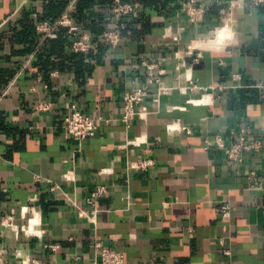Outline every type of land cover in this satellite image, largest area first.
<instances>
[{"label": "crops", "instance_id": "1", "mask_svg": "<svg viewBox=\"0 0 264 264\" xmlns=\"http://www.w3.org/2000/svg\"><path fill=\"white\" fill-rule=\"evenodd\" d=\"M65 1L59 18L66 13L75 33L60 26L56 52L46 39L62 42L58 32L39 34L26 56H13L18 45L1 31L23 6L40 10L43 0H0V220L12 210L15 223H26L20 207L33 206L43 232L15 236L0 227L7 264H20L17 252L45 264H93L95 239L122 251L125 264H264V149L231 163L205 147L244 124L264 141V5L213 0L192 24L183 0H126L138 4L141 20L107 46L100 35L119 18L108 14V2ZM228 15L235 41L222 54L198 46ZM82 34L86 53L72 48ZM143 61L160 75L150 91L164 90L158 105L145 100L144 119L126 126L121 97L145 84ZM71 104L97 126L80 147L62 124ZM136 137L141 142L128 143ZM144 158L152 165L129 167ZM97 186L105 192L95 199L93 224L78 209H90L85 199ZM222 199L232 206L227 219L215 211Z\"/></svg>", "mask_w": 264, "mask_h": 264}, {"label": "built area", "instance_id": "2", "mask_svg": "<svg viewBox=\"0 0 264 264\" xmlns=\"http://www.w3.org/2000/svg\"><path fill=\"white\" fill-rule=\"evenodd\" d=\"M213 0H183L182 10L185 12L187 20L192 24L200 23L206 13L209 3ZM251 7H259L264 5V0H246ZM109 9L112 14L116 17L129 16L135 17L138 12V4L135 2L123 1V0H112L109 4ZM226 22H231L230 15L225 16L223 20ZM225 22V23H226ZM225 23L223 25H225ZM58 26H68L69 31H76L77 27L70 24V18L66 13H64L59 19L55 21L54 24L49 21H43L36 25V31L44 37H54L56 35V28ZM104 43L110 46H116L120 40V30L118 27L114 29L105 30L100 35ZM72 48L74 51H79L86 53L89 48V38L87 35L82 34L76 36V39L72 43ZM192 46H188L189 54L193 51ZM199 56V53L196 55ZM146 69V82L143 86H139L133 90L126 91L122 94V113L120 115V120L125 123L126 126L129 125L130 121L134 118L144 119L145 116L150 112L149 108L145 105V100H149L155 105L159 104V97L163 92L164 88L159 86L154 91H150V83H160V75H155L153 70L155 65L148 64L143 61ZM234 79L237 78L235 75ZM191 88L196 87V84L188 77ZM205 90V88H204ZM203 97L201 98L202 101ZM203 102V101H202ZM49 103H42L38 105V109L46 110ZM64 133L67 139H71L76 142L78 147L82 146L83 142L92 137L97 129L95 119L85 113H83L76 104H71L66 113L64 114L62 120ZM168 129L176 130L178 126L174 123L167 125ZM184 129L189 133V127H184ZM141 142V137H136L131 141L130 144H136ZM206 148L211 147L221 152L223 157L231 163H241L243 161L244 155L249 152L258 153L264 149V141L255 134L252 133L249 126L244 124L240 126L237 130L230 131L229 139H226L222 134L216 135L212 140L207 141ZM152 165V160L149 158L137 159L129 163V167L133 169H146ZM105 169H101L103 172ZM66 176V175H65ZM59 188V186L54 183L50 190ZM105 192L104 186H97L90 194L86 197V204L89 205L90 209H78V215L85 217L90 223H96V207L95 199L100 197ZM232 206L229 200H220L215 211L220 218L227 219L230 217ZM37 209L31 206L29 209L27 206L20 207V214L22 217L28 214L26 223L17 224L14 221V211L5 216L0 220V227L5 231H12L15 236H18L19 232H22L26 237L34 236L41 237L42 230L38 228L39 220L37 218ZM37 218V223H31V220ZM31 227V230H29ZM222 243V241H220ZM54 248L53 245H50ZM92 249L94 253L93 264H125L124 255L122 251L103 243L99 239H95L92 244ZM226 255H229L228 250H223ZM16 257L18 258L20 264H45V262L38 259L29 257L28 255H22L17 252ZM8 259L4 249L0 248V264H7Z\"/></svg>", "mask_w": 264, "mask_h": 264}, {"label": "trees", "instance_id": "3", "mask_svg": "<svg viewBox=\"0 0 264 264\" xmlns=\"http://www.w3.org/2000/svg\"><path fill=\"white\" fill-rule=\"evenodd\" d=\"M111 1L112 0H105V2H108V4ZM145 1L153 3L157 0ZM82 3L83 5L92 4L91 0H84V2ZM65 6V0H43V6L40 10L36 7H32L29 9L26 6H23L19 11V15H17V17H14L11 21L8 22L7 30L1 31L2 38L6 37L8 39V42H10L11 44L18 45V47H12V49L10 50V55L26 56L36 46L37 39L40 36L39 33L36 31V25L43 21H49L50 23L54 24L55 21L61 15ZM107 12L111 17H113V14L110 9H108ZM32 14L35 15V19L31 18ZM141 16L142 11L140 10H138L137 15L135 17L120 16L117 21L120 32L123 33L125 30L133 29V25L141 20ZM58 27L56 28V32H58L56 39L62 40V42H54L53 38H47L46 43H52L49 46L51 49L50 54L56 52L57 49H59L57 44H61V46L63 44V36L61 34L59 35L60 29H58ZM39 56L42 57L43 54L40 53ZM71 57L81 60V57L78 55H72ZM9 58L10 56L8 57V59Z\"/></svg>", "mask_w": 264, "mask_h": 264}, {"label": "clouds", "instance_id": "4", "mask_svg": "<svg viewBox=\"0 0 264 264\" xmlns=\"http://www.w3.org/2000/svg\"><path fill=\"white\" fill-rule=\"evenodd\" d=\"M235 41V32L230 22H226L222 28L217 29L211 37L203 42H197L198 46H203L205 50L213 54H222L223 49Z\"/></svg>", "mask_w": 264, "mask_h": 264}, {"label": "bare ground", "instance_id": "5", "mask_svg": "<svg viewBox=\"0 0 264 264\" xmlns=\"http://www.w3.org/2000/svg\"><path fill=\"white\" fill-rule=\"evenodd\" d=\"M21 2H22V1H21ZM201 42H202V41H201ZM196 43H197V42H196ZM196 43H195V44H196ZM193 45H194V44H193ZM34 220H37V218L35 217L34 219H32V220H31V223H33ZM29 230H31V227H30Z\"/></svg>", "mask_w": 264, "mask_h": 264}, {"label": "rangeland", "instance_id": "6", "mask_svg": "<svg viewBox=\"0 0 264 264\" xmlns=\"http://www.w3.org/2000/svg\"><path fill=\"white\" fill-rule=\"evenodd\" d=\"M230 18H232L231 16H230ZM226 22V19L225 20H223V24ZM224 25H222L221 27H219V28H222ZM218 28V29H219ZM197 49H200V48H197Z\"/></svg>", "mask_w": 264, "mask_h": 264}, {"label": "snow or ice", "instance_id": "7", "mask_svg": "<svg viewBox=\"0 0 264 264\" xmlns=\"http://www.w3.org/2000/svg\"><path fill=\"white\" fill-rule=\"evenodd\" d=\"M37 222H38L37 220H34V221H33L34 224L37 223Z\"/></svg>", "mask_w": 264, "mask_h": 264}]
</instances>
